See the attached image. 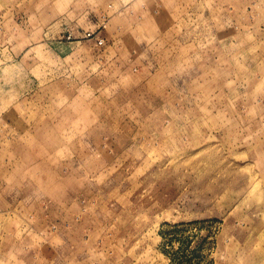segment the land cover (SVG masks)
<instances>
[{"label": "rangeland", "instance_id": "rangeland-1", "mask_svg": "<svg viewBox=\"0 0 264 264\" xmlns=\"http://www.w3.org/2000/svg\"><path fill=\"white\" fill-rule=\"evenodd\" d=\"M0 264H264V0H0Z\"/></svg>", "mask_w": 264, "mask_h": 264}]
</instances>
